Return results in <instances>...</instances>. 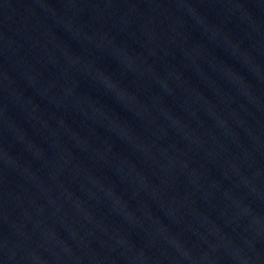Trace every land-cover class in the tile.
<instances>
[{"label": "water", "instance_id": "obj_1", "mask_svg": "<svg viewBox=\"0 0 264 264\" xmlns=\"http://www.w3.org/2000/svg\"><path fill=\"white\" fill-rule=\"evenodd\" d=\"M0 264H264V0H0Z\"/></svg>", "mask_w": 264, "mask_h": 264}]
</instances>
